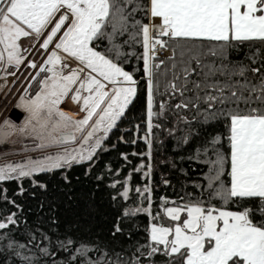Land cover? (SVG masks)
<instances>
[{"label": "snow or ice", "instance_id": "6c2138e0", "mask_svg": "<svg viewBox=\"0 0 264 264\" xmlns=\"http://www.w3.org/2000/svg\"><path fill=\"white\" fill-rule=\"evenodd\" d=\"M126 34L127 39H121ZM32 36L44 50L39 62L31 58L35 45H22V38ZM244 42L256 50L250 58L232 61L229 49ZM132 44L142 45L146 77V156H152L153 118L163 115L173 97H178L173 107L191 109L192 120L223 124L228 150L219 132L208 134L210 141L206 139L197 150L207 157V184L201 185L208 189L207 195L201 191L187 200L161 196L163 211L153 213L152 185L135 186L140 196L135 211L147 213L153 221L147 241L137 246L139 255L93 259L88 245H80L72 248L70 259L75 264H156L141 257L162 253L168 257L166 264H264V0H0V75L14 76L9 66L32 69L19 97L28 116L20 125L5 119L7 128L0 134L33 136L39 140L35 148L75 144L55 155L4 163L0 181L13 173L23 178L91 161L103 150L105 138L137 97V76L124 66V46ZM161 52L167 55L162 57ZM68 59H74L75 65L65 63ZM252 60L259 64L253 67ZM33 81L37 90L29 96ZM158 92L169 100L159 101L157 113L153 108ZM69 96L85 112L83 117L76 118L60 106ZM120 155L128 159L127 153ZM140 170L150 178L152 164L141 160ZM131 176L129 172L118 193L124 200L133 187ZM217 198L219 204L214 202ZM124 213L130 209L124 208ZM16 222L15 213H9L0 219V229ZM66 243L72 247L70 240L60 241L59 247ZM7 246L14 248L16 242L9 240ZM41 252L51 250L45 247Z\"/></svg>", "mask_w": 264, "mask_h": 264}, {"label": "trees", "instance_id": "16d2710c", "mask_svg": "<svg viewBox=\"0 0 264 264\" xmlns=\"http://www.w3.org/2000/svg\"><path fill=\"white\" fill-rule=\"evenodd\" d=\"M121 39H127V34ZM255 50H250L247 42H244L239 47L229 49V58L232 61L245 60ZM124 52L125 68L137 76L138 93L126 110V115L104 141L103 150H98L91 161L74 162L71 166L44 170L23 178L13 173L8 179L0 181V219L15 213L17 221L0 229V264H29V261H38L39 264H75L69 253L80 245H88V255L93 259L114 254L127 259L133 252L139 255L137 246L147 241L148 227L153 222L147 213L135 211L134 206L140 200L135 191L136 185H152L153 213L163 211L159 208L161 196L183 197L187 200L194 199L201 191L207 195L208 189H202L201 185L207 184L205 174L209 166L205 153L197 150L202 149L206 139L210 141L211 135L219 132L225 136L227 151L225 126L214 121L192 120V110L175 109L173 105L178 97H173L163 110V115L153 118V130L149 134L153 141L152 156L148 158L147 141L143 139L147 127V109L142 45H125ZM261 54L257 52V56ZM206 59L219 63L215 57ZM252 64L255 67L259 61L252 60ZM169 69L171 76L170 64ZM176 71L179 72V66ZM163 83L161 80L160 92L163 91ZM161 99L169 100L167 95L161 96L158 92L154 112L160 111ZM182 115H189V120L184 121ZM122 152L128 154L127 160L120 155ZM141 160L152 164L150 178H146L140 170ZM108 164H111V169L107 167ZM129 172L132 173L130 184L133 187L129 199L124 200L118 193H122ZM228 179L226 175L225 180ZM34 180L40 183H34ZM114 180L118 182L115 185L112 183ZM164 180L169 183L165 184ZM214 202L220 203L218 198ZM144 204H147V200ZM126 207L130 209L129 214L124 213ZM9 240L16 242L14 248L7 246ZM68 240L73 242L72 247L67 243L65 248L59 247L60 241ZM45 247L55 255L51 252L42 253L41 249ZM141 259H153L156 264H166L168 257L160 253L153 258Z\"/></svg>", "mask_w": 264, "mask_h": 264}, {"label": "rangeland", "instance_id": "374dc122", "mask_svg": "<svg viewBox=\"0 0 264 264\" xmlns=\"http://www.w3.org/2000/svg\"><path fill=\"white\" fill-rule=\"evenodd\" d=\"M46 34V33H45ZM42 39V38H41ZM35 36L22 38V45L27 47L29 43L35 45L33 51L35 58L38 62L41 59V53L43 49H39V44L36 42ZM65 63L74 66L76 61L74 59H68ZM70 68H66L65 71H69ZM8 71L15 72V75H8L7 77L1 75L0 81V133L6 130L7 126L3 124L5 119L20 125L28 116L27 110L20 106L19 97L24 94L25 87L28 86L27 79H30L29 73L32 71L29 67L22 65L19 70L13 66H9ZM27 78V79H26ZM32 91L29 92V96L34 95L37 90L36 82L33 81L31 85ZM65 111L72 113L76 118H81L85 115L80 105L77 102L72 101L71 97H67L65 101L60 105ZM13 107H16L23 113L24 118L20 122H16L9 116V113ZM119 121L117 122V125ZM79 135V134H78ZM108 137L105 138V140ZM39 144V140L33 136L22 137L19 135L9 136L5 138L4 135L0 134V165L4 163H23L24 160L31 157L37 159L41 155H55L56 152L61 148L75 147V144L71 142L62 143L59 145H47L44 148H35L34 145ZM47 170V169H46Z\"/></svg>", "mask_w": 264, "mask_h": 264}, {"label": "water", "instance_id": "95a60500", "mask_svg": "<svg viewBox=\"0 0 264 264\" xmlns=\"http://www.w3.org/2000/svg\"><path fill=\"white\" fill-rule=\"evenodd\" d=\"M62 103L63 101L61 102V104ZM9 116L13 118L16 122H20L21 119L23 118V113L20 110H18L16 107H13L9 113Z\"/></svg>", "mask_w": 264, "mask_h": 264}, {"label": "built area", "instance_id": "2783aa9c", "mask_svg": "<svg viewBox=\"0 0 264 264\" xmlns=\"http://www.w3.org/2000/svg\"><path fill=\"white\" fill-rule=\"evenodd\" d=\"M160 55L163 57V56L167 55V53L161 52ZM0 81H1V78H0Z\"/></svg>", "mask_w": 264, "mask_h": 264}, {"label": "flooded vegetation", "instance_id": "af4514ba", "mask_svg": "<svg viewBox=\"0 0 264 264\" xmlns=\"http://www.w3.org/2000/svg\"><path fill=\"white\" fill-rule=\"evenodd\" d=\"M23 112V111H22ZM23 118H24V116H23Z\"/></svg>", "mask_w": 264, "mask_h": 264}, {"label": "crops", "instance_id": "0c3cea01", "mask_svg": "<svg viewBox=\"0 0 264 264\" xmlns=\"http://www.w3.org/2000/svg\"><path fill=\"white\" fill-rule=\"evenodd\" d=\"M66 100V99H65Z\"/></svg>", "mask_w": 264, "mask_h": 264}]
</instances>
